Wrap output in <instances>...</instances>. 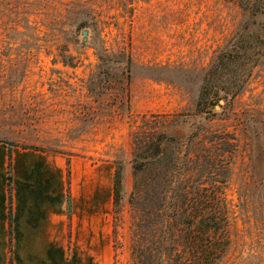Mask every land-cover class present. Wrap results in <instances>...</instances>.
<instances>
[{
	"label": "rangeland",
	"instance_id": "rangeland-1",
	"mask_svg": "<svg viewBox=\"0 0 264 264\" xmlns=\"http://www.w3.org/2000/svg\"><path fill=\"white\" fill-rule=\"evenodd\" d=\"M241 1L0 0V142L112 163L114 264H140L133 145L150 128L179 136L182 158L196 134L201 157L211 139L227 148L231 242L218 264H264V0ZM230 44L238 66L208 93L244 88L200 104Z\"/></svg>",
	"mask_w": 264,
	"mask_h": 264
},
{
	"label": "crops",
	"instance_id": "crops-1",
	"mask_svg": "<svg viewBox=\"0 0 264 264\" xmlns=\"http://www.w3.org/2000/svg\"><path fill=\"white\" fill-rule=\"evenodd\" d=\"M115 174L110 162L0 142V264H114Z\"/></svg>",
	"mask_w": 264,
	"mask_h": 264
},
{
	"label": "trees",
	"instance_id": "trees-1",
	"mask_svg": "<svg viewBox=\"0 0 264 264\" xmlns=\"http://www.w3.org/2000/svg\"><path fill=\"white\" fill-rule=\"evenodd\" d=\"M241 5L250 10L245 0ZM238 51L227 45L217 56L207 82L203 85L200 104L235 97L244 88L245 80L236 82L239 89L225 95H211L208 90L216 81L228 76L230 67L238 66ZM135 138L133 145L135 194L141 240L133 241L135 258L140 264H218L228 251L229 210L224 188L228 174L217 173V158L227 150L211 139V148L199 155L200 134L192 135L193 151L182 158L179 136L149 129ZM222 146L229 145L222 142ZM186 159L185 166L181 162ZM199 162L201 164H199ZM11 166V164H10ZM184 166V167H183ZM120 172L115 176V207L119 204ZM9 186H12L11 169ZM219 186V187H218ZM152 234L153 241L147 239Z\"/></svg>",
	"mask_w": 264,
	"mask_h": 264
},
{
	"label": "water",
	"instance_id": "water-1",
	"mask_svg": "<svg viewBox=\"0 0 264 264\" xmlns=\"http://www.w3.org/2000/svg\"><path fill=\"white\" fill-rule=\"evenodd\" d=\"M89 32L88 31H84L83 32V35L85 36L84 40L85 42L87 41V36H88Z\"/></svg>",
	"mask_w": 264,
	"mask_h": 264
}]
</instances>
